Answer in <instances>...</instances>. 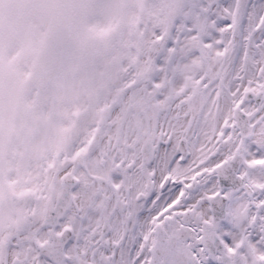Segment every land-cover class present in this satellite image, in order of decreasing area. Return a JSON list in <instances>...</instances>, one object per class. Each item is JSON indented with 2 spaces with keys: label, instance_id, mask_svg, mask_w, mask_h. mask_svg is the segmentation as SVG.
I'll list each match as a JSON object with an SVG mask.
<instances>
[{
  "label": "snow or ice",
  "instance_id": "snow-or-ice-1",
  "mask_svg": "<svg viewBox=\"0 0 264 264\" xmlns=\"http://www.w3.org/2000/svg\"><path fill=\"white\" fill-rule=\"evenodd\" d=\"M0 264H264V0H0Z\"/></svg>",
  "mask_w": 264,
  "mask_h": 264
}]
</instances>
